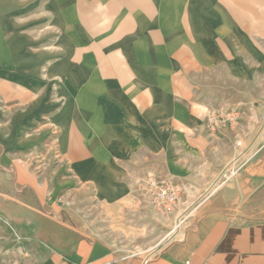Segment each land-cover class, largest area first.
Masks as SVG:
<instances>
[{
	"label": "crops",
	"instance_id": "crops-1",
	"mask_svg": "<svg viewBox=\"0 0 264 264\" xmlns=\"http://www.w3.org/2000/svg\"><path fill=\"white\" fill-rule=\"evenodd\" d=\"M238 1L233 8L224 6L222 32L207 29L188 38L144 26L115 38L117 53L128 59L123 72L129 77L111 81L110 112L96 113L89 125L80 118L78 134L71 138L69 133L64 146L78 152V161L85 159L78 168L85 170V182L96 185L104 167L100 156L110 154L112 192L96 199L111 202L106 209L111 231L124 242L106 241L97 231L94 238L88 236L93 231L80 219L84 237L74 253L52 256L53 263L264 264V101L257 93L264 88V0ZM111 5L130 10L136 21L152 18V7L159 6ZM122 87L127 92L121 99ZM221 105L237 110L239 121L210 135L206 115ZM242 151L245 155L237 160ZM88 153L99 157L93 161ZM241 162L233 178L216 185L226 168ZM149 181L179 186L180 202L172 213L150 205ZM31 185L30 206L21 199L12 208L7 202L4 209L37 214L33 180ZM100 213L95 216L102 226ZM155 232L153 247L137 244Z\"/></svg>",
	"mask_w": 264,
	"mask_h": 264
},
{
	"label": "rangeland",
	"instance_id": "rangeland-1",
	"mask_svg": "<svg viewBox=\"0 0 264 264\" xmlns=\"http://www.w3.org/2000/svg\"><path fill=\"white\" fill-rule=\"evenodd\" d=\"M249 1L254 3L246 0ZM0 3V264H29L31 260L33 264H62L53 263L52 256L61 258L74 253L84 237L79 229L80 219L87 221L93 231H88V236L94 238L97 231L98 237L106 241L117 239V245L123 244L122 237L111 231L110 212L106 211L111 202L101 204L96 199L97 194L109 196L112 192L110 154L100 156L104 167L98 184L85 182V170L78 168L85 159L78 161V152H69L64 139L69 133L71 138L78 134L80 118L89 125L94 123L96 113L110 112L111 81L118 76L119 81L129 77L123 72L128 59L114 48L118 43L115 38L122 37L125 30L133 32L149 26L150 31L182 33L188 38L207 29L222 32L224 6L233 8L239 1ZM111 4L159 6L152 7V18L136 21L130 10ZM218 76V72L212 73L213 80ZM120 91L124 93L121 99L125 98L127 90L122 87ZM257 93L264 101V88ZM87 155L93 161L99 157L94 153ZM11 164L18 169H12ZM14 172L18 186L14 184ZM32 180L37 188L38 201L34 203L33 199L37 214L30 210L6 211L4 204L8 202L12 208L16 200L22 199L23 204L30 206ZM101 211L102 226L100 217L95 216ZM96 218L98 230L94 227ZM157 239L155 232L137 244L153 247Z\"/></svg>",
	"mask_w": 264,
	"mask_h": 264
},
{
	"label": "built area",
	"instance_id": "built-area-1",
	"mask_svg": "<svg viewBox=\"0 0 264 264\" xmlns=\"http://www.w3.org/2000/svg\"><path fill=\"white\" fill-rule=\"evenodd\" d=\"M239 121V113L237 110L230 107H218L209 110L205 118L206 129L210 135H217L227 128L237 125ZM237 147H241V141L236 142ZM242 151L238 159L245 155ZM244 162L238 163L227 169L221 174L219 180L216 182L217 186L223 185L225 182L233 178L239 170L243 167ZM149 202L151 206L159 213L169 214L172 213L178 203L180 202L181 190L179 186L171 182L156 183L149 181L146 184ZM147 260L144 261V264Z\"/></svg>",
	"mask_w": 264,
	"mask_h": 264
},
{
	"label": "water",
	"instance_id": "water-1",
	"mask_svg": "<svg viewBox=\"0 0 264 264\" xmlns=\"http://www.w3.org/2000/svg\"><path fill=\"white\" fill-rule=\"evenodd\" d=\"M228 168H226L225 170H224V172L227 170Z\"/></svg>",
	"mask_w": 264,
	"mask_h": 264
}]
</instances>
